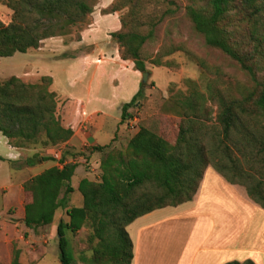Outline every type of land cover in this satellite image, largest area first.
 <instances>
[{
  "label": "trees",
  "instance_id": "trees-1",
  "mask_svg": "<svg viewBox=\"0 0 264 264\" xmlns=\"http://www.w3.org/2000/svg\"><path fill=\"white\" fill-rule=\"evenodd\" d=\"M206 3V7L191 5L187 8L194 29L208 46L235 60L258 86L242 99L220 98L218 120L223 126L224 138L236 143L232 131L240 124L244 127L242 138L260 155L264 154V80L259 82L256 74L258 67H264V0H206ZM0 4L13 13L9 23L0 21V59L38 49L44 40L82 22L92 11L89 0H0ZM234 11L240 17L236 16L233 21L245 27L246 42H240L242 44L234 42V31L228 30L224 23ZM151 36V33L136 32L115 34L123 59L133 60L135 69L141 73L147 72L141 49ZM51 85L52 79L48 76L36 84H26L15 76L0 82V140H14L20 146L50 147L70 139L73 133L61 124L57 95L50 90ZM144 86L142 84L131 102L123 106V122L133 116L128 111L139 104ZM198 97L205 101L204 96ZM199 98L181 104L183 109L193 113V118L188 119L190 113L185 112L190 125L188 129L181 125L175 145L162 135L140 127L125 150L97 148L107 151L100 164L102 180L81 181L82 207H69L76 166L52 167L29 179L24 184V192L30 195L24 205L25 226L36 229L51 225L58 210L65 209L67 221L62 220L57 226L62 264L73 263L67 233L75 234L87 226L92 230L88 238L92 254L82 257L85 264H132L133 241L127 227L157 209L192 201L203 180L208 153L198 138L188 137L189 133L194 135L193 123H199L207 109ZM200 111L201 114H196ZM222 144L225 145L223 140ZM225 147L226 161L214 163V169L228 183L245 186L248 197L264 208L263 183L249 182L248 179L253 178L245 176L240 160L228 153V144ZM69 155L75 154L67 147L64 158ZM27 163L34 164L32 160ZM236 177L242 179L236 180ZM142 188L144 191L139 193ZM12 264H21L19 251L13 252ZM225 264L256 263L246 260Z\"/></svg>",
  "mask_w": 264,
  "mask_h": 264
},
{
  "label": "rangeland",
  "instance_id": "rangeland-1",
  "mask_svg": "<svg viewBox=\"0 0 264 264\" xmlns=\"http://www.w3.org/2000/svg\"><path fill=\"white\" fill-rule=\"evenodd\" d=\"M89 4L92 11L82 22L69 26L63 31H58L57 35L44 40L38 49H32L26 53H16L13 57L1 58L0 82L3 83L15 76L26 84H36L42 77L53 74L54 77H59L54 85L56 91L64 95L72 94L71 89L74 88H72L71 76L61 71L62 67L70 61L54 60L57 55L68 54L71 56L92 44L98 45V48H95L96 55L104 53L109 56L113 49L107 42L120 47L115 34L136 32L149 35L151 33L152 36L141 49V58L144 60L150 77L148 82L143 84L145 85L144 95L139 100V106L133 108V115L139 118L137 128L146 127L156 134L162 135L171 145H175L181 125L189 128L190 123H188L186 114L190 113L188 119L193 118V113L183 109L181 104L188 99L193 101L202 95L205 97V101L201 98L199 100L203 101L204 108L207 109L202 113L203 116L199 123H193L195 124L194 135L189 133L188 137L198 138L199 144L208 153V166L204 169V174L208 168L214 169V163L226 161L227 157L224 151L228 144L230 149L228 153L233 158L240 160L239 164L245 176L250 175L253 178L248 179L249 182H262L264 187V154L260 155L256 148L250 146L242 138L244 127L240 124L232 131V137L237 144L231 140L226 141L223 126L218 120L221 97L227 100L242 99L250 92L257 90L258 86L251 75L243 70L235 60L221 50L208 46L204 37L194 29L188 17L187 8L191 5L206 7V0H89ZM12 14L10 9L0 4V21L9 23ZM231 16L224 23L228 30L234 31V42L242 44L240 42L244 40L246 42L244 24L233 21L236 16L240 17L237 12L234 11ZM99 30L101 31L100 35L96 34V31ZM85 33L86 41L83 40ZM256 74L258 81L262 82L264 67H258ZM137 78L127 73L121 74L117 80V94L110 97L112 106L104 108L108 113L116 116L122 115L123 106L131 102L139 92L137 86H134ZM139 79L142 82L143 74ZM35 81L36 83H29ZM85 84H87V80ZM78 88L79 91H82L80 85ZM134 90H137V93L132 95ZM196 114H201V111ZM243 120L245 122L246 118ZM222 140L225 145L222 144ZM23 147L26 149L37 148L35 144L23 145ZM125 149V147H116L107 151ZM107 151L103 157L106 156ZM15 155H17V151L9 147L5 139H1L0 157L13 159ZM43 155L45 161L52 160L49 155ZM19 156L22 155L19 154ZM27 156V161L32 160L36 163L38 160L32 151H29ZM23 164L26 165L25 160ZM49 165H51L50 162H46L43 166L39 165L32 173L37 174L45 171ZM102 174L101 170L97 182H101ZM18 176L19 171L12 170L10 164L6 162L0 164V207H12L7 217L17 213V208L22 210L30 196L28 193H21L17 203H13V206L10 197L1 199V194L4 193L2 188L7 186L4 184L6 182L4 180L6 179L9 185ZM220 178L221 184L214 186V183L209 181V177H206L207 181L203 191L216 192L211 195L204 193L202 198L206 196L205 199H211V201H222L221 226L226 224L228 227L221 230V226H218L217 241L212 237L206 242V246L209 248L218 245L219 239L229 234V228L237 226L236 237L234 236L230 243H226L228 249L236 251L237 254L233 255L234 258H231V253L226 254L227 258L223 260L222 264L250 260L247 252L252 248L251 251L255 257L253 261L260 264L261 259L264 261V253L257 252L255 249L260 251L264 241V208L248 197L245 186L233 184L238 190L222 176ZM240 179L242 178L236 177V180ZM243 180L247 182V179ZM144 188L139 190V193L143 192ZM242 195L246 196V199ZM72 200L76 206L82 204V196L79 193H76ZM245 203L249 206L247 207L249 213L245 210ZM11 221L16 225V228L9 230L13 241L7 253L8 264H12L15 250L20 252L21 264H40L43 260L44 264H62L60 263L57 232L51 225L29 229L23 224V219H11ZM185 223L186 221L177 216L176 220L167 224L164 228L166 235L158 238L156 248L154 246L152 249L154 255L149 264H186L183 263L186 261L182 259V256L190 230L185 229ZM218 224H220V219ZM91 232V228L87 226L75 234L67 233L69 251L73 256L72 264H85L82 257L84 255L91 256V245L88 242ZM216 261L217 259L213 260V263Z\"/></svg>",
  "mask_w": 264,
  "mask_h": 264
},
{
  "label": "crops",
  "instance_id": "crops-1",
  "mask_svg": "<svg viewBox=\"0 0 264 264\" xmlns=\"http://www.w3.org/2000/svg\"><path fill=\"white\" fill-rule=\"evenodd\" d=\"M100 33V30L96 31V34L100 35ZM83 40L86 41V33L83 36ZM107 43L113 49L109 56L104 53L96 55L95 48H98V45L94 46L91 44L86 48L78 50L74 55H57L54 58V60L70 61V63L62 67L61 71L71 76L72 88L75 89H71L72 94H59L54 86L55 81L59 77H54L55 75L53 74L48 75L52 79L51 91L55 92L57 95V113L60 117L61 124L63 127L70 129L73 133L66 143L50 147H42L37 144L36 149L33 147H31V149H26L23 145L16 146L15 143H12L14 140L9 141L5 139L9 147L17 151L15 158L3 159L1 157L2 160H0V164L6 162L11 165L12 170L15 169L19 171V176L15 181L8 185L5 179L4 181L6 182H4V184H7V186H3L2 188L4 193L1 194V199L10 197L12 206L13 203H17L19 196L24 192L25 182L44 172L42 171L37 174L32 173L35 167L39 165L43 166L46 162L51 163V165L46 167V170L56 167V161H54L53 158L51 161H45L43 154L51 157V153L57 148L65 149L68 147L74 154H81V156L86 158V161L94 167V171H91L86 164L80 163L76 166L74 175L71 179V186L74 192L69 195V207H82L83 196L79 192L81 181L87 179L97 182L100 177V164L105 151H99L97 148H126L130 140L138 132V128L132 129L128 127L126 122L122 121V115H112L104 109L112 106L110 97H114L117 94V80L122 73L138 77L135 79L134 84L135 87L137 86L138 91L143 84L139 79L142 73L135 69L134 62L132 60L123 59L119 46L111 45L109 42ZM86 80L87 84H85ZM29 83H36V81ZM79 85L82 87V91H79ZM84 90L85 93H83ZM136 91L134 90L132 95L134 93L136 94ZM133 111L134 109L131 108L128 112L133 115ZM28 145L32 144H27L26 146ZM29 151H32L33 155L38 158L37 162L33 165L27 163V153H29ZM19 154L22 156H19ZM24 160L26 161V165L23 164ZM206 177H209V181L214 183V186L216 184H221V176L214 169L208 168L204 174L200 188L192 201L176 207L169 206L157 209L139 217L127 227V231L133 241L134 259L132 264H149L152 261V256L154 255L152 249L154 246L156 248L158 238L166 235L164 228L170 221L176 220L177 216H179V219L186 221L184 227L186 230H190L189 238L182 256V259L186 262L183 263L222 264L223 260L227 258L226 254L228 253H231V258H234L233 255L237 254L235 253L236 251L228 249L226 243H230L233 241L234 236L236 237L237 226L229 228V234L224 238L220 237L221 239H219L218 245L209 248L206 246V242L212 237L217 241V227L222 225L221 213L223 210L222 201H211V199H205L206 196L202 198L204 193L211 195L216 192L203 191L207 181ZM232 187L238 189L233 184ZM229 191L231 192V190ZM76 193L82 196V204L80 206L73 204L72 197ZM63 194L61 196H63ZM245 197L243 196V198ZM14 198L15 201H13ZM244 201L248 203L247 200ZM246 203L244 207L247 213H249L247 208L249 206H247ZM11 208L7 206L0 207V264H8L7 253L13 241V238L9 235V230L16 228V225L13 224L11 219H23V224H25L23 216L25 215L23 214L24 207L22 210L17 208V213L11 217H7ZM217 219H220V224H218ZM62 220L67 221L65 209L58 210L54 223L51 224L53 230L57 232L58 223ZM227 227L226 224H223L221 230L227 229ZM261 249L260 251H258L259 249L255 250L264 253V241ZM251 250H253V248L247 252L249 257L247 258L253 261L255 257ZM215 259H217V261L213 263ZM43 261L40 264H44ZM259 262L260 264H264L263 259Z\"/></svg>",
  "mask_w": 264,
  "mask_h": 264
},
{
  "label": "built area",
  "instance_id": "built-area-1",
  "mask_svg": "<svg viewBox=\"0 0 264 264\" xmlns=\"http://www.w3.org/2000/svg\"><path fill=\"white\" fill-rule=\"evenodd\" d=\"M139 123V118L138 116H132L126 121V124L128 127L132 129H136L137 125ZM64 150L62 148H57L51 153V157L56 161L57 165L56 167L58 169H63L67 165H74L77 166L80 163L81 164H86L87 167L91 169V171H94V167L86 161V158H83L81 155H69L67 158H64Z\"/></svg>",
  "mask_w": 264,
  "mask_h": 264
},
{
  "label": "water",
  "instance_id": "water-1",
  "mask_svg": "<svg viewBox=\"0 0 264 264\" xmlns=\"http://www.w3.org/2000/svg\"><path fill=\"white\" fill-rule=\"evenodd\" d=\"M142 74H143V80H142V83H143V84H146V83L148 82V80H149L150 74H149V72H144V73H142Z\"/></svg>",
  "mask_w": 264,
  "mask_h": 264
}]
</instances>
